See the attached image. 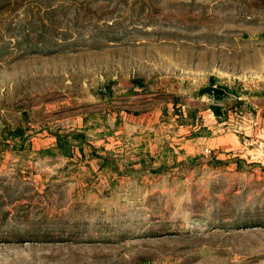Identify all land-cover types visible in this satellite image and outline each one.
<instances>
[{
    "label": "rangeland",
    "instance_id": "374dc122",
    "mask_svg": "<svg viewBox=\"0 0 264 264\" xmlns=\"http://www.w3.org/2000/svg\"><path fill=\"white\" fill-rule=\"evenodd\" d=\"M0 264H264V0H0Z\"/></svg>",
    "mask_w": 264,
    "mask_h": 264
}]
</instances>
